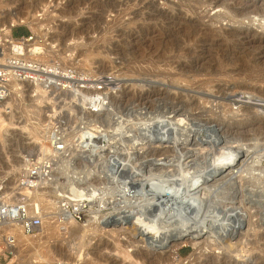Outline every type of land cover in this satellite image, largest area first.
Returning a JSON list of instances; mask_svg holds the SVG:
<instances>
[{"label": "rangeland", "instance_id": "374dc122", "mask_svg": "<svg viewBox=\"0 0 264 264\" xmlns=\"http://www.w3.org/2000/svg\"><path fill=\"white\" fill-rule=\"evenodd\" d=\"M11 13L32 15L29 21L9 26L11 35H30L28 43L34 50L26 54L42 66L55 65L83 79L79 82L83 86L80 98L87 91L104 89H97L100 77H110L111 81L106 82V93L100 98L105 106L101 102L102 109L94 114L86 110L89 118L84 120L77 101H69L70 90H53L42 84L48 92L40 97L31 83L11 85L10 97L0 103V198L5 194L12 201L21 197L20 181L24 176H37L44 159L56 162L49 177L58 180L43 182L38 189L54 195L59 188L67 194L71 178L82 176L87 166H93L85 133L102 134L93 139H105L104 147L112 148L107 151L118 148L117 152L123 149L122 154H126L140 126L152 121L157 125L167 115L173 116L172 121L184 118L194 126L193 136L208 135L215 142L205 146L195 137L197 142L190 138L181 145L177 135V145L155 143L148 140V135L142 147L147 152L155 148V160L175 164L192 159L207 161L223 152L224 147L243 146L247 152L240 160L262 169L264 175V113L258 106L235 102V94L264 100V30L249 17L254 14L264 22V0H3L0 27L9 24ZM57 129L67 133L55 132ZM52 131L70 149L71 156L75 154L74 170L63 168L61 160L57 161L59 153L50 146ZM147 141L151 142L148 148ZM200 145L206 148L196 153ZM141 150L143 155L145 150ZM184 150L194 153L178 158ZM206 151L209 155L204 154ZM151 158L138 156L137 161ZM99 160L98 165L104 162ZM253 176L248 184L257 185L259 178ZM92 181L94 187L100 186L97 176ZM21 198L28 200L29 209V196ZM97 208L98 213L108 211L96 205L91 209L85 206L83 215L76 214L69 228H58L52 234L44 224L38 235H26L29 240L22 246V242L16 243L20 251L16 248L18 251L7 263L264 264V215L256 225L258 235L249 234L245 246L222 251L208 244L197 250L182 243L175 248L177 260L171 256L162 261L145 249H137L136 245H142L132 243L134 237L129 230H79L87 215ZM42 211L46 216L55 215V208ZM0 264H4L1 259Z\"/></svg>", "mask_w": 264, "mask_h": 264}, {"label": "bare ground", "instance_id": "6f19581e", "mask_svg": "<svg viewBox=\"0 0 264 264\" xmlns=\"http://www.w3.org/2000/svg\"><path fill=\"white\" fill-rule=\"evenodd\" d=\"M2 1L3 0H0V3H2ZM10 15L9 24L0 27V37H2V39H8L10 37L11 30L9 26L20 21H29L30 17H32V15L23 17L17 13H11ZM249 17L253 21H258L256 25L257 28L264 30V22H260L261 19L257 15L253 14ZM32 45L30 43L26 45L25 48L27 51L34 50L30 47ZM97 81L101 83V86L96 83L94 84L98 86H96L97 89L104 88L105 90L87 91L82 94L80 98V95H78L80 89L72 86V90L68 93V96L72 98L69 101L72 103L77 101V104L81 107L80 117L82 120H84L85 117L89 118L85 114L86 110L92 113L98 112L102 109L100 107L101 102L102 105L105 106L104 101H100V98L106 93V82L109 83L111 79L110 77H100ZM14 82L22 83L12 78L9 85L10 90ZM29 83H31L33 89L38 92V95L41 94L39 95L40 97L44 95L45 90L42 86L43 83H38L37 81H30ZM100 92L102 93L100 94ZM236 95L235 102L258 106L262 108V113H264V100L251 99L248 96L235 94V96ZM99 107L100 109H98ZM172 120L173 116L167 115L163 116L162 121L157 122V125L156 122L152 121L140 126L138 132L132 138L131 147L128 148L129 151L125 148L127 151L126 154H122L125 152L123 149L120 150L123 152H117L115 149L118 148L115 147V152L113 150L107 151L111 147H104L105 144L103 141H105V139H103V141L102 138L99 141L95 138L93 139L95 136L97 138L102 137V134L85 133L84 135L87 137V142L91 148L87 153L92 156L93 166L90 165L92 166L90 168L87 166L86 170L84 172L82 171V176L71 178L73 182L71 181V183H68L70 190L67 187L69 190L67 194L63 190H59V188L55 190V193L52 192L53 189H51V193H54V195L40 191L38 185L43 183L41 177L36 181L37 185L33 186L31 189L22 187V193L29 196V201L36 207L37 213L41 217V229L44 224L48 225V228L51 229L49 233L56 232V230L61 227L69 228L71 224L75 223L74 216H76V214L80 215L85 206L91 209L96 205L108 211L98 213V208L92 211L94 213L90 216L87 215L88 217L84 220L85 223L83 226L80 225V227H78L79 230L84 228L88 229V227H98L110 233H116L118 230L121 232L129 230L132 232V237H134L132 243L139 242L142 245H139V247L136 245L135 247L137 249H145L161 260H169L171 256L177 260L175 248L182 243H189L197 250L201 245L208 244L213 245L215 250L216 248L230 250L231 247L237 245L241 247L242 244L245 246V242L249 240V234L252 236L258 235V228H256V225L258 224V220H261L264 215V186L262 187V185H264V177L261 178V176L264 175L262 169L252 167L250 164L242 162L240 159L244 156L245 152H247V148L245 149L243 146L233 147V145L232 147H224L225 150H222L223 152L211 156L207 161H193L192 159V162H178V164H175L160 159L155 160V148H149L147 152V150L142 147V140L143 138H147L148 135H150L151 138L147 139L149 141L153 140L155 143H174L177 145L176 140L179 138L177 135L180 136L179 140L181 145L185 144L190 138H192V141L197 142L193 140L195 137H198L199 140L201 139L200 141L205 146L212 145L215 142L214 138L209 137L207 134V136H201V134L193 136L196 134L194 133L195 128L184 118L178 117L174 121ZM64 130L65 129H57L55 132ZM204 133H206V131ZM59 135H61V133ZM57 140L58 141L54 142L51 141L50 146L58 151L59 154L61 153L67 158L70 156V160H73L72 156L75 154L71 156L69 153L70 149L63 145L61 139L57 138ZM59 143H61V145H59ZM150 143L151 142L147 144V148ZM215 145L216 144H214V146ZM205 148L206 147L201 146L200 149H196V153L197 150L203 152ZM140 149L145 150L143 151V155H141L142 150L139 152ZM46 150H49V147H47ZM186 150H184L185 152L183 151L184 153L181 152L178 158L185 154V156H187L195 152L192 149L191 150L194 152ZM113 153H116L113 156L115 159L113 157L109 159V156H112ZM204 154L209 155L207 151ZM35 155L36 154H34V156ZM39 156L40 155H38V157ZM138 156H143L145 158L150 156L152 158L142 162V160L137 161ZM106 157H108V159ZM99 159L104 160V162L101 160L103 163H100V165H98ZM110 160L113 161L110 162ZM87 162L88 161H86L85 164ZM75 165L74 161V166L70 168L75 169ZM79 172L81 173V171ZM255 172L258 173V175H256ZM253 174H255V176H253ZM94 176H97L98 180L99 178L101 179V181H99L100 186L98 187H94L92 184ZM252 176L259 178V181L256 180V182L258 181L257 185L248 184ZM82 178L84 180H82ZM73 179H75V181ZM81 184L84 186H81ZM44 208H55V217L46 216L42 211ZM46 218L48 220H46ZM254 218H257V220L255 219L254 221ZM106 227L108 229H105ZM250 231H253V234ZM10 232L14 234L16 243L22 242L20 246L24 245L29 240L28 238L30 237L26 235L35 236V234H25L20 227L15 225L11 226ZM16 243L12 248L13 256H15L14 253L20 249ZM147 252L145 251V253ZM36 253L38 252L36 251ZM33 256L34 255H32V257ZM7 264L12 263L9 262ZM55 264L66 263L62 262Z\"/></svg>", "mask_w": 264, "mask_h": 264}, {"label": "built area", "instance_id": "2783aa9c", "mask_svg": "<svg viewBox=\"0 0 264 264\" xmlns=\"http://www.w3.org/2000/svg\"><path fill=\"white\" fill-rule=\"evenodd\" d=\"M31 38L30 35L21 37L10 35L8 39L0 37V103L11 95L9 85L12 78L22 83L37 81L53 90L71 91L72 86L79 89L83 88L79 84V82H83V79L74 78L70 71L61 70L55 65L42 66L37 59L28 57L25 47ZM49 138L50 141H58L54 131L49 133ZM57 159L58 161L61 160L62 167L65 169H70V167L74 166V161L61 153ZM54 163L56 162L44 159L43 165L39 168V175L24 176L19 183V189H22V187L31 189L37 185L36 181L39 177L42 178L43 182L55 183L58 179L49 177L52 175L51 166ZM1 191L3 192L4 189ZM25 195L23 193L21 197ZM21 197L18 196L12 201V197L9 194H5L0 198V259L4 264L13 256L12 248L16 243L14 234L10 232L12 225L20 227L25 234H34L41 229L42 220L37 213L36 207L31 203L28 209V200Z\"/></svg>", "mask_w": 264, "mask_h": 264}]
</instances>
